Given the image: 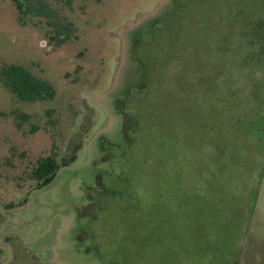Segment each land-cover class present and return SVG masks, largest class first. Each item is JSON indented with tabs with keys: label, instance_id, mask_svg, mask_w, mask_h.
I'll list each match as a JSON object with an SVG mask.
<instances>
[{
	"label": "rangeland",
	"instance_id": "obj_1",
	"mask_svg": "<svg viewBox=\"0 0 264 264\" xmlns=\"http://www.w3.org/2000/svg\"><path fill=\"white\" fill-rule=\"evenodd\" d=\"M74 7L78 38L54 47L0 0V63L56 90L29 103L0 84V264H264V108L255 128L249 90L229 94L264 0ZM52 142L70 163L34 188Z\"/></svg>",
	"mask_w": 264,
	"mask_h": 264
},
{
	"label": "trees",
	"instance_id": "obj_2",
	"mask_svg": "<svg viewBox=\"0 0 264 264\" xmlns=\"http://www.w3.org/2000/svg\"><path fill=\"white\" fill-rule=\"evenodd\" d=\"M11 2L15 10L16 21L22 26L43 25L50 45L58 47L78 38V23L72 17L75 12V0H11ZM241 40H243L245 51L236 72L246 84L236 88L237 84L234 79L231 81L233 87L229 88V94L231 93L234 98L240 95V89L249 90L247 94L251 96L253 103L259 105L258 109L255 107L259 115L253 112L254 115L249 121H253V126L256 128L257 123H261V107L264 108V18H260L257 24H253V21L248 23L247 34L243 35ZM0 84L18 100L24 102L53 100L56 96L55 87L49 80L34 74L30 69L18 63H0ZM53 111V108L47 109L46 115L51 117ZM239 112H248V110L241 106ZM4 114L0 112V116ZM11 114L17 128H21L22 124L28 122L31 117L28 113L18 109L12 110ZM38 128L37 125H32L29 131L34 133ZM56 149L57 146L52 142L50 153L36 159L35 165L30 170V175L35 180L34 188L47 185L60 166L70 163L59 160ZM73 158L75 155L71 156L69 161H73Z\"/></svg>",
	"mask_w": 264,
	"mask_h": 264
},
{
	"label": "crops",
	"instance_id": "obj_3",
	"mask_svg": "<svg viewBox=\"0 0 264 264\" xmlns=\"http://www.w3.org/2000/svg\"><path fill=\"white\" fill-rule=\"evenodd\" d=\"M240 244H241V242H240ZM240 248H241V246H240ZM238 250H239V249H238ZM238 250H237V251H238ZM237 251H236V252H237Z\"/></svg>",
	"mask_w": 264,
	"mask_h": 264
}]
</instances>
